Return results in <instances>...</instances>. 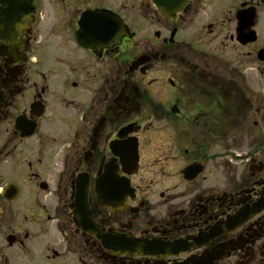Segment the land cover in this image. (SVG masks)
Masks as SVG:
<instances>
[{"label": "flooded vegetation", "instance_id": "flooded-vegetation-1", "mask_svg": "<svg viewBox=\"0 0 264 264\" xmlns=\"http://www.w3.org/2000/svg\"><path fill=\"white\" fill-rule=\"evenodd\" d=\"M262 133L264 0H0V264H264Z\"/></svg>", "mask_w": 264, "mask_h": 264}, {"label": "water", "instance_id": "water-1", "mask_svg": "<svg viewBox=\"0 0 264 264\" xmlns=\"http://www.w3.org/2000/svg\"><path fill=\"white\" fill-rule=\"evenodd\" d=\"M101 21L107 23L108 26H103L100 28V31L104 35L101 37V41L103 42V46H111L120 43L123 37H126L124 28L121 23L118 21L115 23L113 21L106 20L105 18H101ZM108 33V34H107ZM84 194L82 195V199L84 198ZM107 247V246H106ZM108 248V247H107Z\"/></svg>", "mask_w": 264, "mask_h": 264}, {"label": "rangeland", "instance_id": "rangeland-1", "mask_svg": "<svg viewBox=\"0 0 264 264\" xmlns=\"http://www.w3.org/2000/svg\"><path fill=\"white\" fill-rule=\"evenodd\" d=\"M262 136H264V133H262ZM19 171H20V168H19ZM3 174H6V175H10V170L9 169H5L4 170V172H3ZM20 201V200H19ZM19 203V202H18ZM19 207V206H18ZM27 212H28V210H27ZM20 218H21V216H20ZM14 255H15V257H16V259L18 260V261H20L22 258H23V254L20 252V251H15L14 252Z\"/></svg>", "mask_w": 264, "mask_h": 264}]
</instances>
